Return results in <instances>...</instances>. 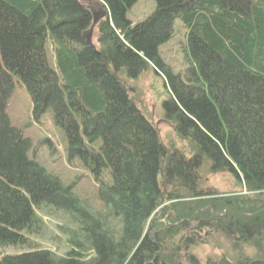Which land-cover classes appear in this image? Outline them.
I'll list each match as a JSON object with an SVG mask.
<instances>
[{"label":"trees","instance_id":"1","mask_svg":"<svg viewBox=\"0 0 264 264\" xmlns=\"http://www.w3.org/2000/svg\"><path fill=\"white\" fill-rule=\"evenodd\" d=\"M97 1L109 18L95 27L98 45H89L94 14L79 0H0V247L22 250L0 264H202L190 253L193 238L182 247L191 222L226 232L229 221L240 241H264V0H153L155 12L138 24L127 17L138 0ZM176 20L187 30L184 75L159 52ZM151 67L166 79L164 118L191 159L168 155L120 78ZM16 77L35 119L52 111L70 159L94 173L99 205L120 223L118 233L28 159L30 140L6 113ZM204 167L232 175L247 194L207 196L215 212L202 213L206 205L193 203L203 195ZM51 211L76 226L62 256L31 240L43 238Z\"/></svg>","mask_w":264,"mask_h":264},{"label":"rangeland","instance_id":"2","mask_svg":"<svg viewBox=\"0 0 264 264\" xmlns=\"http://www.w3.org/2000/svg\"><path fill=\"white\" fill-rule=\"evenodd\" d=\"M79 1L89 7L93 13L107 11L103 4L97 0ZM155 10L156 3L153 0H138L128 12L127 17L133 24H138L146 20ZM99 21L100 18L97 23ZM97 34L94 29L91 33L90 42H95L98 45ZM48 48H50L49 45ZM186 48L187 30L180 20H176L172 39L162 46L159 51L161 59L174 74L184 75L190 66ZM49 52V59L54 65L51 49ZM120 78L129 89L136 108L156 128L162 144L168 150V155L176 153L191 159L193 152L190 146L179 138L174 126L167 123L164 118V103L170 98L164 76L162 74L158 75L151 67L137 79L130 80L124 75H120ZM14 84L6 113L11 125L22 130L24 137L30 140L28 159L37 162L48 174L58 178L64 187H72L73 195L81 201L84 210L100 217L111 231L118 233L121 229L120 223L113 220L99 205V186L94 173L80 159H70L67 139L63 131L55 125L52 111H48L39 120L35 119L32 111V100L24 83L16 77L14 78ZM200 178L198 189L203 195L195 200L201 202V204L199 205L197 202L193 204L200 207L206 205L201 210L202 213L209 208L212 212L214 211L211 205L207 203L211 199L238 197L247 194L240 181L228 173H211L208 167H204L201 170ZM211 195H214V198L207 197ZM223 214H226V210ZM43 220L46 224L43 238L32 237L31 240L39 244L40 248L51 250L59 256L65 255L69 250L66 243L68 231L76 229V226L71 224L67 217L60 212L51 211L44 214ZM191 223L192 230L189 231V228L186 230L182 247L184 249L187 240L193 238L195 242L190 248V253L199 259L202 264L216 263L222 259L229 261L231 264H235L238 260L251 258L264 259V241L260 240L258 242L254 239H252L254 243L240 241L236 229L229 221L224 223L226 232L220 231L217 226L204 227L202 230L197 231L195 227L198 222ZM240 223L244 224L245 222ZM254 236L255 234L252 233V238ZM256 245L261 247L257 249ZM21 252L22 250L19 248L0 247V258L4 255H15Z\"/></svg>","mask_w":264,"mask_h":264},{"label":"water","instance_id":"3","mask_svg":"<svg viewBox=\"0 0 264 264\" xmlns=\"http://www.w3.org/2000/svg\"><path fill=\"white\" fill-rule=\"evenodd\" d=\"M98 17H99V14L94 15L93 26H92L90 32H89L87 35L84 36V38L87 40V44H89V45H90V37H91V33L94 31V28H95V26L97 25V18H98ZM101 18H102V19H104V18H109V13L106 12V11L103 12V13L101 14Z\"/></svg>","mask_w":264,"mask_h":264}]
</instances>
